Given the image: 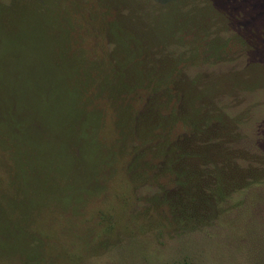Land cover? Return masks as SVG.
Segmentation results:
<instances>
[{"label": "rangeland", "instance_id": "obj_1", "mask_svg": "<svg viewBox=\"0 0 264 264\" xmlns=\"http://www.w3.org/2000/svg\"><path fill=\"white\" fill-rule=\"evenodd\" d=\"M0 264H264V0H0Z\"/></svg>", "mask_w": 264, "mask_h": 264}, {"label": "trees", "instance_id": "obj_2", "mask_svg": "<svg viewBox=\"0 0 264 264\" xmlns=\"http://www.w3.org/2000/svg\"><path fill=\"white\" fill-rule=\"evenodd\" d=\"M174 59L169 57H163L161 56L159 59H157V63L161 65H164V68L171 66V62H173ZM172 68L170 67L169 70H171ZM82 86V89L80 91H77L75 96L77 95V93H80L81 91L84 90L85 87L90 85V82H85L83 81L82 84H79ZM194 90V89H193ZM184 91L185 94H182V100H192L193 98H196V96H193L192 91ZM166 95L168 93H165ZM115 94L113 93V96ZM43 96H48V94H45ZM117 96V95H116ZM115 97V96H114ZM77 98V97H76ZM175 99L177 100L174 96H169V99ZM72 101H70L71 103ZM73 105V102H72ZM72 105H70V107H72ZM69 107V106H68ZM68 107L65 109L67 110V112L70 113V109L68 110ZM74 108V107H72ZM84 108H83V104L81 105V108H77V113L75 115V118L81 120V122H84L85 120L88 121V118H86V116L84 115ZM152 114H150L149 112L147 113V121H148V125H149V131L151 130V126H150V117ZM174 116L172 114L169 115L168 119L165 120L163 122V127L166 129H168L171 131L172 125L176 124V120L173 118ZM206 117V116H204ZM180 119H185L183 120V125L185 123H187V121L189 122L188 129L190 131V135H191V140L186 141V137L182 136V138H180V140H177L176 142H174L173 147H174V151L171 153L172 157H173V162L170 163L173 167H183L184 166H198L197 164H194L198 159L200 160L201 158V123L203 121V116L201 118V115L198 113V111L196 112L193 111V109L191 108L186 114L184 113H180L179 116ZM171 124V125H170ZM213 127H216V124H213ZM190 126V127H189ZM78 125L75 127V132L73 134H71L72 136H74L76 134ZM168 134V132H166ZM170 133V132H169ZM171 134V133H170ZM164 137H167V135H164ZM165 142H167L166 139H164ZM186 141V142H185ZM169 142V141H168ZM185 142V143H184ZM184 143V144H183ZM185 147V150H181V146ZM181 150V151H180ZM153 164L151 163L150 166H152Z\"/></svg>", "mask_w": 264, "mask_h": 264}]
</instances>
